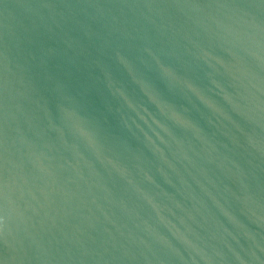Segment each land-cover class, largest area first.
<instances>
[{
	"label": "water",
	"instance_id": "obj_1",
	"mask_svg": "<svg viewBox=\"0 0 264 264\" xmlns=\"http://www.w3.org/2000/svg\"><path fill=\"white\" fill-rule=\"evenodd\" d=\"M0 264H264V0H0Z\"/></svg>",
	"mask_w": 264,
	"mask_h": 264
}]
</instances>
